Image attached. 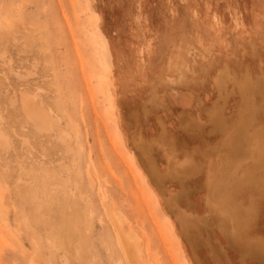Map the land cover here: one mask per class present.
Returning a JSON list of instances; mask_svg holds the SVG:
<instances>
[{
	"label": "rangeland",
	"instance_id": "rangeland-1",
	"mask_svg": "<svg viewBox=\"0 0 264 264\" xmlns=\"http://www.w3.org/2000/svg\"><path fill=\"white\" fill-rule=\"evenodd\" d=\"M262 104L264 0H0V264H264V186L220 191L234 242L205 175Z\"/></svg>",
	"mask_w": 264,
	"mask_h": 264
},
{
	"label": "bare ground",
	"instance_id": "bare-ground-1",
	"mask_svg": "<svg viewBox=\"0 0 264 264\" xmlns=\"http://www.w3.org/2000/svg\"><path fill=\"white\" fill-rule=\"evenodd\" d=\"M221 75L222 74H219L218 77L214 78V82L216 84L219 83V78L222 77ZM226 75H227V73H224L225 78L228 77ZM248 88H249L248 82H247V80H244L243 82L240 83V87L238 90H240L241 94L244 96L245 90ZM243 99L245 100V98H243ZM262 105H264V104H262ZM244 111H246V110H243V112ZM207 112H208L207 114H208L209 120L213 123L215 121L220 122L221 129L225 130L223 121L219 120L218 109L212 107ZM239 116H240V119L238 121L237 127H235L232 131L230 130V132H228V134H227L228 136L226 135V133H227L226 132L224 134L225 137L221 143V145L224 146V148H228L231 151H236L239 148V143H238L239 138L242 135L243 131H245V128H246V125L248 122V118H249V112H247V113L241 112ZM35 118L39 124L44 125L46 117H44L43 115H36ZM237 129H238V131H237ZM258 134H260V132H258ZM249 149H250V153L252 155L251 157L254 160V162H253L254 165H252L250 167H246V168L243 167V169H241V172H239V163L238 162H233L230 160L225 161V160H222L221 158L219 160H216V162H214V164H212L211 166L209 165L210 167L209 166L206 167V171H205V175L207 177L208 192L212 198L211 200L214 203L215 209L218 212H220L221 217H222V218H220V225H223V228H227V229H225V231H226L227 235L229 236L230 240L231 241L233 240L234 242L238 239V235H237V226H235L236 223L234 222L232 215H230V213H229V207H230L231 203H230V200H228V199L226 200L224 198V196L223 197L220 196V193H221L220 191L222 189H225V190L227 189L228 191L234 192V188L241 187L242 189H245L248 186H255V187L262 188L264 186V157L261 153L260 145L254 144ZM244 154L247 155V152H245ZM237 164H238V166H237ZM188 168H189V166H188ZM187 170H190V169H187ZM191 171L195 175H197V172L199 171V166L195 163V161H193V163L191 165ZM233 172H234V175L236 176V179L232 182L231 178L229 177L230 175H228V174H231ZM219 177H221V178H219ZM224 226H227V227H224ZM128 238H131V237H128ZM124 239L125 238H123V240ZM125 243H127V242H125ZM243 246H245L247 251L249 249L253 250L256 248L264 254V250L260 249L258 247L259 245L255 242L248 243V244L245 243ZM128 254L130 257L129 259L131 260L132 264H141L135 258L134 254L130 250H128Z\"/></svg>",
	"mask_w": 264,
	"mask_h": 264
}]
</instances>
